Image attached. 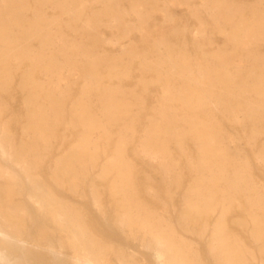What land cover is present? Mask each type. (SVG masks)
I'll use <instances>...</instances> for the list:
<instances>
[{
    "label": "bare ground",
    "instance_id": "bare-ground-1",
    "mask_svg": "<svg viewBox=\"0 0 264 264\" xmlns=\"http://www.w3.org/2000/svg\"><path fill=\"white\" fill-rule=\"evenodd\" d=\"M98 3L99 0H1L0 97L5 96L9 101H16V97L24 95L22 111L26 122L21 128L22 133L32 139L45 141L47 134L54 132L55 122L64 113L67 105L68 91L61 88L60 82L69 81L78 72L85 82V88L82 98L74 105L72 112L74 120L82 128H87L92 136L101 131L102 123L109 126H125V135L116 150L115 158L105 164L101 163L99 155L91 149L89 144L65 155L58 162L54 180L59 185L77 193L79 188L86 185L85 180L91 174V170L100 167L101 173L97 179L103 183L110 182L109 192L113 199L112 206L115 208L114 221L118 225L129 228L134 237L146 238L149 234L153 239V245L167 256L168 264H199L195 258L190 256L189 248L185 244L177 243L175 230L171 227L167 230H159L155 217L146 210H140L139 195L144 189L145 183L141 172H135L131 163L125 161L128 143L126 135L131 131L128 121L131 120L135 99L133 102L130 99H121L119 92L112 95L102 88L99 79L102 75V64L107 63V60L88 48L89 45L85 40H91L93 37L83 35L78 41L65 33L66 29L84 32L98 31L100 24L107 27H118L116 22L120 20L122 10H114L109 5L99 10L94 7V4ZM216 3V1L210 2L206 13L221 12L222 6H216ZM147 5L150 6L148 2L141 1L133 10L139 17L140 25L145 22L143 19L154 9L151 6V8H147ZM49 11H52V17H50ZM238 11L235 9L225 10V13L227 12L225 21L231 23L234 33L229 38L233 43V50L229 55L225 51H221L219 55L214 56L217 61L216 66L204 65L203 63L207 62V59L204 58L206 56L203 57V60L191 59L184 57L180 52L174 55L168 46L158 45L159 58L155 61L157 66L150 71L153 70L154 75H157V82L165 81L167 83V87H164L163 90L165 93L163 101L169 103L168 110L170 112L175 111L173 103H181L182 110L191 113V115H186L184 118L183 126L185 128L183 130H178L177 124L167 114V116L164 114V120L151 122L150 129L143 133H146V136L140 150L141 154L147 158L161 164L168 162L169 174L175 170V150L187 159L189 166L196 174V179L182 197L185 209L182 212L181 220L186 225H192L197 235L199 234L201 237L210 235L208 243L215 264H252L249 262V255L252 261L258 260L257 252L261 256L264 255V214L253 219V226L227 223L225 210L221 217L216 218L217 211L226 202L225 198L222 201L218 200L219 182L228 181L235 193L248 195L249 198L251 194H256L257 189L247 177H237L232 182L230 174H236L239 166L237 161L229 160L220 129L227 128L228 131L230 130L228 133L231 136L234 130L244 131L245 128L240 125L238 119L239 114L245 113L251 118L254 127L258 128L256 134H261L264 131V120L260 119L264 114V61L260 65L257 55L253 57L255 54L251 53L252 47L259 48L264 43V11L252 10L248 14L252 18L243 20L239 19L240 12ZM57 13L69 16L73 25L63 24V20L58 17ZM102 16L107 17V21H103ZM76 24H80V26H76ZM199 24L201 23L199 22ZM201 27L200 30L193 33L196 39L204 34ZM36 43H38L37 46ZM245 52L247 56L243 59ZM12 63L31 65V69L28 70L18 68L20 72H17L16 75L20 73V82L15 97L8 94L16 77L11 72ZM105 68L108 75L114 77L119 75V71L114 68ZM36 70L48 78L47 88L37 82ZM176 81L177 83H173ZM94 95L106 100L100 113L92 112L89 104V97ZM201 112H205V116L199 115ZM95 118H100L102 122L96 124ZM5 119L9 128L20 125L18 117L10 118L6 108L0 105V121ZM224 119H227L228 122L224 123ZM1 133L3 138L0 141L2 150L0 152L4 155L7 152L4 150L5 146L14 147L15 141L9 136V130L3 129ZM187 140L193 142L197 161L191 158L192 156L185 147ZM36 148L35 141H32L29 146L21 147L13 161L19 165H17L18 168L21 164L25 166L22 172L27 179L29 197L41 208L46 209L49 220L55 222L66 233L77 256L85 260L82 264H94V261L105 262L109 254L114 253L113 247L103 244L99 237L89 231L81 215H75L72 209L64 208L58 202L59 199L57 201L45 185L35 177L37 163H30L29 159L33 156L37 158ZM10 155L13 154L10 153ZM260 157L264 160V150ZM13 172L14 170L11 172L0 170V178L8 180V186L0 184V207L6 209V213L0 218L3 225L14 234V238L20 241L21 229L19 226L25 213L21 206H12L13 190L19 179ZM135 173L136 178L133 176ZM80 175L83 179L80 178ZM95 183L96 179L92 181L87 190L93 197L92 199L101 205L102 195L95 190ZM183 186L182 179L178 177L175 182V193L170 195V200L175 206L178 204L177 194ZM87 190L85 189V192ZM152 190L154 189L152 188ZM257 206L264 213L263 204L258 202ZM165 219L167 220V218ZM179 234L181 235V233ZM0 236H4L2 231H0ZM246 239H251L259 245L256 251L248 255L242 244ZM45 249L48 250V248ZM3 255H5V259H2ZM117 255L125 259L122 252ZM16 258L9 253L7 244L0 240V264H19L20 260L18 261ZM129 263L127 260L125 264Z\"/></svg>",
    "mask_w": 264,
    "mask_h": 264
},
{
    "label": "rangeland",
    "instance_id": "rangeland-1",
    "mask_svg": "<svg viewBox=\"0 0 264 264\" xmlns=\"http://www.w3.org/2000/svg\"><path fill=\"white\" fill-rule=\"evenodd\" d=\"M141 1L148 2L154 9L143 19L145 22L140 25L139 17L133 10ZM213 1L217 2L216 6H222L221 12L213 11L212 14L206 13L207 6ZM108 5L114 10H122L120 20L116 22V26L118 27H107L104 24H100L98 31L84 32L82 30L66 29L65 33L68 36L76 38L78 41H80L83 35L93 37L94 39L85 40L89 45L88 48L107 60V63L102 64L104 68L109 67L119 71V75L114 77L108 75L106 68L102 67V75L99 79L102 88L112 95L119 92L121 99H130L132 102L135 99L131 120L128 121V124L131 125V131L126 135L128 143L125 161L131 163L135 172H141V177L145 183L144 189L139 195L140 210H146L150 215L155 217L159 230H167L169 227L175 230L177 243L185 244L189 248L190 256L195 258L199 264H215L208 243L210 235L208 234L206 237L197 235L192 225H186L181 220L182 212L185 209L182 197L186 194L187 189L194 184L196 179V174L189 166L187 159L175 150V170L169 174L168 170L170 167L167 165L168 162L161 164L149 157L147 158V156L145 157L140 152L141 145L146 136V133H143L150 129L151 122L164 120V116L167 114L177 124L178 130H183L185 128L183 126L184 118L186 115H191V113L182 110L181 103H173L175 107L174 112L168 110L169 103L163 101L165 97L163 90L164 87H167V83L165 81L161 83L157 82V75H154L155 72L153 70L150 71V69H154L157 66L155 61L159 58L158 45L161 44L164 47L168 46L174 55L180 52L184 57L196 60H203V57L206 56L204 58L207 59V62L203 64H209L208 66L210 67L216 66L217 61H215V57L221 51H225L229 55L233 50V43L230 42L229 38L234 33L231 23L225 21L227 17L225 10H239V19H251L252 16L248 15L250 11H264V0H99L98 4H94V7L101 10ZM150 6L147 5V8ZM49 15L50 17L53 16L52 11H49ZM57 15L63 20V24L73 25L69 16L58 13ZM258 16L256 17L258 18ZM102 19L103 21H107V17L102 16ZM76 26H80V24H76ZM200 26H202L201 28L203 29L201 30L204 34L198 37L199 39H196L193 33L200 30ZM37 44L35 45L37 46ZM251 53L255 54L253 57L257 55L256 57L260 60L259 64L262 65L264 61V43L259 48L252 47ZM246 56L247 53L245 52L243 59ZM19 67L22 70L31 69V65L28 63L22 65L12 63V74L16 75L17 72H20L18 70ZM78 75L79 73L76 72L69 81L60 82L61 88L68 91L67 105L64 113L55 122L54 132L48 133L45 141L32 139L22 133L21 128L26 122L24 112L22 111L24 95L16 97V101H9L5 96L0 97V105L6 108L9 117L13 119L17 116L20 121V125L12 128H9L6 119L0 121V141L3 138L1 133L3 129L9 130V136L15 141L14 147L9 148V146H5L4 150L8 153L5 152L3 155L0 149V170H3V172L14 170V175L20 179H18L17 186L13 190L12 206H21L25 213L24 219L19 226L21 229L20 241H17L11 230L3 225L1 218L0 231L7 237L0 236V240L7 244L9 253L13 257L16 256L18 261L20 260L19 264H82L85 262L82 257L77 256L66 233L55 222L49 220L46 209L41 208L40 205H37L29 197L27 179L24 176V172H22L25 166L21 164L18 168V164L13 162L21 147L29 146L32 141H35L37 158L32 155L33 157L29 159L30 163H37L35 177L45 185L57 201L59 199L58 202L64 208L72 209L75 215H81L89 231L99 237L103 244L112 246L114 249V253L109 254L105 262L94 261V264H125L127 260L130 262L129 264H168L167 256L163 255L153 245V239L149 234L146 238L142 236L134 237L129 228L120 226L114 221L115 208L112 206L113 199L109 192L110 182H99L97 178L101 173L100 167L91 170V174L85 180L86 185L79 188L77 193L70 191L65 186L59 185L54 180V172L58 162L65 155L89 144L91 149L99 155L101 163L105 164L115 158L116 150L125 135L126 128L122 125L109 126L102 123L103 128L101 131L92 136L87 128H82V126L77 124L72 116V112L74 105L82 98V92L85 88L84 80ZM36 78L39 84L47 88L48 78L44 74L36 70ZM19 82L20 73L16 75L15 82L9 89V96L15 97ZM173 83H177V81ZM88 101L92 112L100 113L106 100L94 95L89 97ZM199 115L205 116V112H201ZM95 119L96 124L102 122L100 118ZM260 119L264 120V114L261 115ZM238 120L240 125L245 128L244 131L234 130L231 136L228 133L230 130L228 131L227 128L220 129L224 138V149L227 151L229 160L237 161L239 166L236 174H230L231 180L233 182L237 177L241 176L249 178L251 184L257 188L256 194H251L252 198L250 197V199L248 195L235 193L228 181L219 182L220 193L218 200L222 201L225 198L226 202L217 211L216 218L221 217L225 210L227 212V223H241L253 226V219L264 214L257 206L259 202L263 204L264 208V160L260 157V154L264 150V131L261 134H256L258 128L254 127L251 118L245 113L239 114ZM227 122L228 120L224 119V123ZM185 147L192 156L191 158L197 161L193 142L187 140ZM10 153L13 155H10ZM133 176L136 178V173ZM178 177L182 179L184 186L177 194L178 204L175 206L170 200V195L175 193V182ZM80 178L83 179L81 175ZM95 179V190L102 195L101 205L92 199L93 197L90 195L89 190H87ZM0 184L1 186H8V180L0 178ZM85 189L87 190L86 192ZM4 213H6V209L0 207V217ZM190 239L192 240L191 242L189 241ZM242 244L245 246L244 251L247 255L259 248V245L251 239L244 240ZM45 248H48V250ZM121 252L125 255V259L117 255ZM256 255L258 260L252 261L249 255V262L252 264L264 263V255L261 256L259 252ZM2 257V259H5V255Z\"/></svg>",
    "mask_w": 264,
    "mask_h": 264
}]
</instances>
